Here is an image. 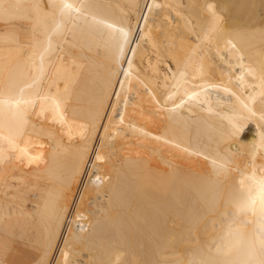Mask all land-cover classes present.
Listing matches in <instances>:
<instances>
[{"label": "bare ground", "instance_id": "bare-ground-1", "mask_svg": "<svg viewBox=\"0 0 264 264\" xmlns=\"http://www.w3.org/2000/svg\"><path fill=\"white\" fill-rule=\"evenodd\" d=\"M0 228V264H264V0H0Z\"/></svg>", "mask_w": 264, "mask_h": 264}, {"label": "crops", "instance_id": "crops-1", "mask_svg": "<svg viewBox=\"0 0 264 264\" xmlns=\"http://www.w3.org/2000/svg\"><path fill=\"white\" fill-rule=\"evenodd\" d=\"M8 239V236L6 235V232H5V230H4V228H0V254L3 256V257H5V258H7L8 256H9V254H6V253H3V251H4V248L2 247V244H3V242H4V240L5 239ZM17 244L18 243H16V246H17ZM5 254V255H4Z\"/></svg>", "mask_w": 264, "mask_h": 264}, {"label": "rangeland", "instance_id": "rangeland-1", "mask_svg": "<svg viewBox=\"0 0 264 264\" xmlns=\"http://www.w3.org/2000/svg\"><path fill=\"white\" fill-rule=\"evenodd\" d=\"M18 25H19V24H18ZM18 25H17V26H18ZM19 26H20V25H19Z\"/></svg>", "mask_w": 264, "mask_h": 264}]
</instances>
